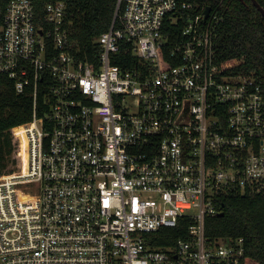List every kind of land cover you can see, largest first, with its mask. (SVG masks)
<instances>
[{"label": "built area", "instance_id": "2783aa9c", "mask_svg": "<svg viewBox=\"0 0 264 264\" xmlns=\"http://www.w3.org/2000/svg\"><path fill=\"white\" fill-rule=\"evenodd\" d=\"M117 2L89 61L66 3L0 0V75L33 97L11 131L21 170L0 177V264H243L244 240L206 220L264 190L261 84L218 59L216 11ZM183 218L185 239L155 244Z\"/></svg>", "mask_w": 264, "mask_h": 264}, {"label": "trees", "instance_id": "16d2710c", "mask_svg": "<svg viewBox=\"0 0 264 264\" xmlns=\"http://www.w3.org/2000/svg\"><path fill=\"white\" fill-rule=\"evenodd\" d=\"M61 1L68 8L72 40L77 43L82 58H98L96 39L108 31L114 21L117 0H36L38 14L44 15L47 3ZM194 11L211 8L222 19L214 35L215 53L224 66L243 61L237 71L254 73L264 97V17L251 0H184ZM264 8V0H257ZM169 33L181 32V26ZM173 44L177 38L170 40ZM171 46V45H170ZM114 65L121 67L120 64ZM43 105V92L39 95ZM33 97L29 92L18 94L13 81L0 75V175H5L14 153L12 129L32 119ZM16 161H14L15 163ZM221 212L206 220V234L212 240L227 242L243 239V264H264V190L261 193L230 191L219 197ZM223 205V207H222ZM190 222L180 220L177 228L161 230L154 242L160 246L173 245L186 238Z\"/></svg>", "mask_w": 264, "mask_h": 264}, {"label": "rangeland", "instance_id": "374dc122", "mask_svg": "<svg viewBox=\"0 0 264 264\" xmlns=\"http://www.w3.org/2000/svg\"><path fill=\"white\" fill-rule=\"evenodd\" d=\"M16 158H17V156L13 153L12 156H11V160L8 163L7 171L14 172V171L21 170L20 163H18V164L16 162L14 163V161H16L15 160ZM0 177H2V176L0 175Z\"/></svg>", "mask_w": 264, "mask_h": 264}, {"label": "water", "instance_id": "95a60500", "mask_svg": "<svg viewBox=\"0 0 264 264\" xmlns=\"http://www.w3.org/2000/svg\"><path fill=\"white\" fill-rule=\"evenodd\" d=\"M251 1H252L253 5L260 11V13L262 14V16L264 17V8L257 2V0H251ZM210 12H211V8L208 7L205 10V12H204L206 18L209 16ZM222 207H223V205H222ZM219 216L220 217L224 216V213H220Z\"/></svg>", "mask_w": 264, "mask_h": 264}]
</instances>
